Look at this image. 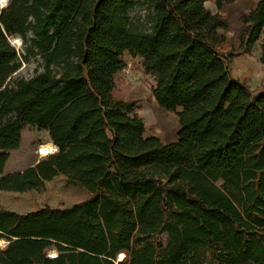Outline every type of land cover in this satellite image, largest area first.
I'll list each match as a JSON object with an SVG mask.
<instances>
[{
  "label": "trees",
  "instance_id": "obj_1",
  "mask_svg": "<svg viewBox=\"0 0 264 264\" xmlns=\"http://www.w3.org/2000/svg\"><path fill=\"white\" fill-rule=\"evenodd\" d=\"M145 1L146 29L129 20L135 0L0 8V191L63 175L91 195L0 211V264H264V84L253 90L231 70L260 40L264 66V0L241 15L237 53L224 51L232 25L220 13L234 0H215L217 11L208 0ZM126 53L178 116L175 141L146 136L138 103L115 97ZM37 56L42 71L16 76ZM29 126L59 151L5 175Z\"/></svg>",
  "mask_w": 264,
  "mask_h": 264
},
{
  "label": "rangeland",
  "instance_id": "obj_2",
  "mask_svg": "<svg viewBox=\"0 0 264 264\" xmlns=\"http://www.w3.org/2000/svg\"><path fill=\"white\" fill-rule=\"evenodd\" d=\"M206 6L215 11V0H208ZM128 17L133 24L140 28H148V4L146 1L135 0L134 6L128 12ZM237 36L238 34L233 33V31L230 33V44L225 47V52L231 46L236 53L239 52ZM19 46H21L19 51L22 54L24 52L22 41ZM260 49L261 40L250 52L237 53L231 64L233 76L249 85L253 90L264 84V66L260 62ZM124 60L127 66L116 77L115 97L138 103L139 114L143 117L146 125V136L156 135L166 143L173 142L180 126L178 116L160 107L153 97L151 88L155 81L151 75L144 72L142 58L126 53ZM40 64L41 58L39 56L31 58L29 62L23 61L21 70L16 73V76L26 78L34 76L43 70ZM45 132L47 131L38 130L36 127H27L23 131L24 137L21 148L10 153L7 168L9 170H22L28 165L35 164L39 159L36 154L39 145L51 141ZM50 145L51 143H46V146L49 147ZM90 196L86 190L65 176L58 175L50 181H44L32 191L19 194L0 191V211L15 210L19 213H27L41 208H68ZM6 241L5 246H0V249H5L8 246L9 241L7 239ZM51 249L47 251L48 255H50Z\"/></svg>",
  "mask_w": 264,
  "mask_h": 264
},
{
  "label": "crops",
  "instance_id": "obj_3",
  "mask_svg": "<svg viewBox=\"0 0 264 264\" xmlns=\"http://www.w3.org/2000/svg\"><path fill=\"white\" fill-rule=\"evenodd\" d=\"M252 1H258V0H234L233 3L226 5L224 4L222 6V8L220 9V13L223 14L225 16V19L231 23L232 25V31L233 33H237L239 34L243 29H244V24L241 22V15L242 14H247L251 8H252ZM217 7L216 10L217 11ZM214 11V10H212ZM231 31V32H232ZM230 32V33H231ZM227 46V45H226ZM225 46V47H226ZM224 47V49H225ZM248 53V52H247ZM262 64V63H261ZM180 129V126H179ZM47 134V136H49L48 132H45ZM24 137V136H23ZM50 139V136H49ZM177 139V137L175 136V139L173 141H175ZM23 142V141H22ZM49 142V141H48ZM172 142V141H171ZM22 146V145H21ZM21 148V147H20ZM19 150V149H18ZM16 151V150H15ZM13 152V151H12ZM30 165H28L27 167H29ZM26 167V168H27ZM24 168V169H26ZM22 169V170H24ZM21 169H15V170H9L7 168H5L4 174L5 175H9V174H13V173H17L22 171ZM19 194V193H18ZM15 211V210H12ZM33 211V210H32ZM18 212V211H16ZM30 212V211H29ZM19 213V212H18Z\"/></svg>",
  "mask_w": 264,
  "mask_h": 264
},
{
  "label": "built area",
  "instance_id": "obj_4",
  "mask_svg": "<svg viewBox=\"0 0 264 264\" xmlns=\"http://www.w3.org/2000/svg\"><path fill=\"white\" fill-rule=\"evenodd\" d=\"M7 3L9 2V0H6ZM46 143H51V145L48 147L46 146ZM46 143H41L39 145V147L36 150V154L38 156V161L44 157H47L51 154L57 153L59 151V147L54 144L53 142H46Z\"/></svg>",
  "mask_w": 264,
  "mask_h": 264
},
{
  "label": "water",
  "instance_id": "obj_5",
  "mask_svg": "<svg viewBox=\"0 0 264 264\" xmlns=\"http://www.w3.org/2000/svg\"><path fill=\"white\" fill-rule=\"evenodd\" d=\"M8 4V3H7ZM7 4H6V6H7ZM6 6H4V7H0L1 9H3V8H5ZM15 36H11V37H9V40H10V42H11V44H12V46H14L17 50H19V48H21V46H17L16 44H15V42H16V40H15V38H14ZM21 41L23 42V40H22V38H21ZM22 45V44H21ZM21 70V69H20ZM19 70V71H20ZM18 71V72H19Z\"/></svg>",
  "mask_w": 264,
  "mask_h": 264
}]
</instances>
